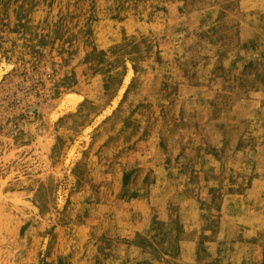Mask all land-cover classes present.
Masks as SVG:
<instances>
[{"label": "rangeland", "instance_id": "rangeland-1", "mask_svg": "<svg viewBox=\"0 0 264 264\" xmlns=\"http://www.w3.org/2000/svg\"><path fill=\"white\" fill-rule=\"evenodd\" d=\"M0 264H264V0H0Z\"/></svg>", "mask_w": 264, "mask_h": 264}, {"label": "bare ground", "instance_id": "bare-ground-1", "mask_svg": "<svg viewBox=\"0 0 264 264\" xmlns=\"http://www.w3.org/2000/svg\"><path fill=\"white\" fill-rule=\"evenodd\" d=\"M132 71H131V68L130 66L127 67L126 69V74L123 78V81H122V84L120 85L118 91H117V94L114 96V98H112V102H111V105L106 107L104 109V111L99 115L98 119H100L103 115H105L107 112L110 111V109L112 107H114V105L117 103L118 99L120 98L125 86H126V83H127V80L129 78V76L131 75ZM76 99H78V97H76V95L70 93V94H67L64 96L63 100H62V103L63 104H72L74 101H76ZM60 108V107H59ZM89 129V127H86V128H83L82 132H81V135L80 136H84L86 137V131ZM75 145L76 143L72 144L70 149H69V153H68V156H71L72 153L74 152V149H75ZM63 192H61V189L58 190V202H59V205L61 204L62 200H63V195H62Z\"/></svg>", "mask_w": 264, "mask_h": 264}]
</instances>
